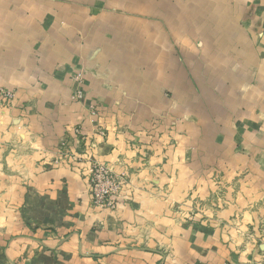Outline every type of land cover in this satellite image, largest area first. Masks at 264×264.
Listing matches in <instances>:
<instances>
[{
    "label": "crops",
    "instance_id": "obj_1",
    "mask_svg": "<svg viewBox=\"0 0 264 264\" xmlns=\"http://www.w3.org/2000/svg\"><path fill=\"white\" fill-rule=\"evenodd\" d=\"M78 71L96 117L70 98ZM3 82L0 264H243L264 244V0H0ZM65 146L131 177L138 213L165 189L200 226L149 248L109 217L94 231L87 161L56 165Z\"/></svg>",
    "mask_w": 264,
    "mask_h": 264
},
{
    "label": "rangeland",
    "instance_id": "obj_2",
    "mask_svg": "<svg viewBox=\"0 0 264 264\" xmlns=\"http://www.w3.org/2000/svg\"><path fill=\"white\" fill-rule=\"evenodd\" d=\"M134 1H130V6ZM114 8L117 6L113 5ZM133 15H137L132 12ZM71 81V100L74 102L82 103V106L85 107L87 113L96 117L99 114L98 105L94 102H88L86 100L84 92V75L82 71H78L75 75L72 76ZM18 88L9 82H3L0 84V113L6 118V124L11 127H16L12 124L13 110L15 108V100ZM162 117H166V114H162ZM18 119V118H17ZM25 125H22L21 128H24ZM20 128V129H21ZM10 130V129H9ZM26 130V129H25ZM98 134L104 136L105 131L98 128ZM12 135L20 141L21 144L17 146L20 147V151H26V146L22 144L23 138L20 137L19 131L15 128L13 129ZM23 136L25 133L20 131ZM75 132L78 136H84L82 129L76 128ZM28 134V133H27ZM87 136V135H86ZM13 137V138H14ZM17 141V142H18ZM67 144V143H66ZM65 144V145H66ZM15 145L16 150L18 149ZM67 146L64 147L62 151L57 153L56 159H59V162L54 163L59 165L65 158H68L72 162L69 163L70 166L76 164H81L85 161L86 166L84 167L85 179L87 181V192L90 197V204L92 207V216H95L96 221L93 222V230H104L108 222L105 223L106 218H110L114 223V228L117 227L116 233L119 235V238L125 240L126 245L129 247L136 246H145L149 248L152 246V239L154 238L155 233L164 232H174L175 230L183 229L189 226H200V223L197 221L198 217L205 215V209L198 207L196 209L189 207L183 199L181 201L175 200L177 194H172L169 190L161 189L159 195L156 193H149L146 198V204L153 203L155 199H158L156 202L159 203L160 207H145L144 211L141 209V212H137L134 207L127 205V202L136 199L135 193L132 191V181L131 177H128L125 173H118L115 171L112 166L107 163H104L99 160L94 159H85L87 155L74 153L71 150H65ZM66 151V152H65ZM68 153V154H66ZM74 157H77L75 159ZM95 166H104L103 169H110L113 177L110 179L109 176L103 174L102 177H108L104 189L107 187L108 192L100 191V193L95 194L91 191V179L95 173ZM179 197V196H178ZM182 198V195H180ZM179 197V198H180ZM178 198V199H179ZM148 199V202H147ZM178 201V202H177ZM155 202V203H156ZM132 203V202H131ZM132 212V216L130 214ZM129 214V216H128ZM131 217V218H130ZM109 219V220H110ZM194 222V223H193ZM117 235V236H118ZM168 237L162 238V240H157L158 248L161 249L165 256H167V248H172V242H170ZM170 244V245H169ZM131 249V248H130ZM166 258V257H165ZM264 263V244L257 247V253L253 259L249 262L243 264H263Z\"/></svg>",
    "mask_w": 264,
    "mask_h": 264
},
{
    "label": "built area",
    "instance_id": "obj_3",
    "mask_svg": "<svg viewBox=\"0 0 264 264\" xmlns=\"http://www.w3.org/2000/svg\"><path fill=\"white\" fill-rule=\"evenodd\" d=\"M66 154H68V153H66ZM74 158L76 159L77 157H74ZM79 159H81V158H79ZM79 159L77 158V160H79ZM55 162L58 163L59 159H56ZM102 167H104V166H95L94 168H92V169H95V173H94L93 178L91 179L92 181H91L90 188H91V191H93L95 194L100 193V191H104V192L109 191V189L107 187L104 189V186L106 184L105 181H107L108 177H106V178L102 177L103 174L109 176L110 179L113 177L110 169H108V168L103 169ZM97 196H98V194H97Z\"/></svg>",
    "mask_w": 264,
    "mask_h": 264
}]
</instances>
